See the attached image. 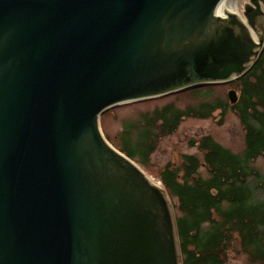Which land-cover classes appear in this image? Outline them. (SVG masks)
Here are the masks:
<instances>
[{
	"label": "water",
	"instance_id": "obj_1",
	"mask_svg": "<svg viewBox=\"0 0 264 264\" xmlns=\"http://www.w3.org/2000/svg\"><path fill=\"white\" fill-rule=\"evenodd\" d=\"M222 1L0 0V264H181L166 191L99 118L245 74L261 18Z\"/></svg>",
	"mask_w": 264,
	"mask_h": 264
},
{
	"label": "trees",
	"instance_id": "obj_2",
	"mask_svg": "<svg viewBox=\"0 0 264 264\" xmlns=\"http://www.w3.org/2000/svg\"><path fill=\"white\" fill-rule=\"evenodd\" d=\"M235 85L239 95L230 107L244 131L242 153L234 154L204 135L196 142L202 152L201 161L184 155L180 169L167 163L158 173L168 195L176 200L175 223L182 264H225L233 236L239 239L250 264H264V197L254 194L255 188L264 186V179L249 166L264 156L263 53L247 73L235 80ZM209 87L187 91L202 98L197 106L179 108L169 102L141 112L138 119L124 124L114 146L145 166L157 139L173 133L182 119H206L216 110L221 115L226 112V104L205 98ZM202 88L208 89L200 92ZM200 166L207 168V177L198 174Z\"/></svg>",
	"mask_w": 264,
	"mask_h": 264
},
{
	"label": "rangeland",
	"instance_id": "obj_3",
	"mask_svg": "<svg viewBox=\"0 0 264 264\" xmlns=\"http://www.w3.org/2000/svg\"><path fill=\"white\" fill-rule=\"evenodd\" d=\"M244 1L226 0L225 5H231L240 12ZM209 88L210 93L205 98L211 102L220 101L226 104V112L221 115L220 111L216 110L206 119L184 118L173 133L160 136L147 164L143 166L136 163L151 180H159L158 173L167 163L175 169H180L184 155H193L201 161L202 152L197 148L196 142L204 135H209L222 147L234 154L242 153L245 147L244 131L235 110L230 107L231 103L227 98L229 90H234L238 97V87L230 83H223L212 85ZM207 89L202 88L199 91L203 92ZM201 100L202 98L199 95L184 91L155 99L118 105L102 113L99 118L100 130L108 143L114 146L117 135L123 129L124 124L138 119L141 112L151 111L155 106H162L169 102L179 108H184L187 105L197 106ZM249 166L256 169L264 179V156L256 158L249 163ZM198 174L207 177V168L200 166ZM252 183L250 181V186L253 185ZM254 194L256 197H264V186L255 188ZM169 199L173 212L176 214V200L174 198ZM225 264H250L246 254L241 250L239 239L236 236H233L229 250H227Z\"/></svg>",
	"mask_w": 264,
	"mask_h": 264
},
{
	"label": "flooded vegetation",
	"instance_id": "obj_4",
	"mask_svg": "<svg viewBox=\"0 0 264 264\" xmlns=\"http://www.w3.org/2000/svg\"><path fill=\"white\" fill-rule=\"evenodd\" d=\"M241 19L245 20L247 24L249 23L252 27L256 28L255 23L258 18H261V28L260 30H251L253 32H257L259 34L264 35V0H245L242 4L241 11L239 12L236 9V12ZM250 27V26H249ZM238 78L233 79L232 81L228 82L230 84L235 85V80Z\"/></svg>",
	"mask_w": 264,
	"mask_h": 264
},
{
	"label": "bare ground",
	"instance_id": "obj_5",
	"mask_svg": "<svg viewBox=\"0 0 264 264\" xmlns=\"http://www.w3.org/2000/svg\"><path fill=\"white\" fill-rule=\"evenodd\" d=\"M225 1H226V0H223V1L221 2L220 6L217 8V11H216V12H217L218 14H221V15H222V13L224 12L223 8L226 6V5H225ZM224 5H225V6H224ZM226 8L229 9L230 11H233V12L236 10V8H235V7H232L231 5L226 6Z\"/></svg>",
	"mask_w": 264,
	"mask_h": 264
}]
</instances>
